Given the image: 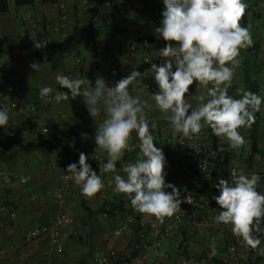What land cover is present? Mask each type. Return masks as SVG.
<instances>
[{
  "label": "crops",
  "instance_id": "1",
  "mask_svg": "<svg viewBox=\"0 0 264 264\" xmlns=\"http://www.w3.org/2000/svg\"><path fill=\"white\" fill-rule=\"evenodd\" d=\"M4 1L7 9L0 11V69L3 80L12 84L25 100L40 104V116L48 122L49 130L43 134L36 128L37 131L31 136L18 130L13 139H7L11 122H22L23 119L14 111L9 112V125L0 127V139L3 140L0 146V172L29 176L24 183L14 179L0 181V205L5 204L15 214V220L11 221L6 213L0 212V223L6 222L3 228L0 227V264H97V259L106 254L109 247L115 248L127 264H154L158 259L164 262V255L172 260L182 257L198 260L208 258L213 242L218 255L207 264H246L235 261L227 252L228 230L221 229V224L214 221L203 223L209 220L206 210H197V224L178 226L170 238L164 239L155 248L153 234L140 225L151 215L133 210L129 197L114 191V185L108 183L113 177L112 173L102 174L105 187L100 192L93 197H85L80 187L69 178L71 173L65 170L69 163H77L79 167V153L84 152L88 157L87 163L99 174V166L94 164L92 156L102 150L96 148L94 134L95 122L99 123L103 115L94 121L79 96L59 103L50 97L45 103L39 96V89L51 86L67 92L68 89L57 84L56 76L65 75L68 70L73 71L71 78L84 76L93 84L98 75L102 76L110 86L133 69L139 71L140 54H127L119 41H138L141 37L152 40L149 20L137 21L126 14L121 0H91L88 5L81 0ZM54 1L63 2L66 6L67 18L63 23L59 20V10ZM243 2L247 4V9L241 25L250 30L253 43L240 52L241 64L236 69L229 95L239 98V89L243 88L264 98V0ZM85 23L91 24L93 30L82 34L74 48L61 52L58 46L66 42L73 27ZM108 34H112V38H108ZM33 41L40 42L44 47L36 49ZM93 44L100 46L104 60L114 56L120 59L117 76L110 75L104 67L93 65L96 57ZM150 55L155 58L152 51ZM76 57L81 59L79 67L74 66ZM32 62L40 64L39 71L30 68ZM143 82H148L149 87L144 88ZM157 90L151 74L147 80L137 78L129 86L133 95H141L153 106L146 108L145 112L150 123L156 124V128L152 129L156 137L155 146L161 148L166 157V182L196 190L199 196H203L206 193L198 191L201 180L183 169L173 156L170 145L163 142L166 138L173 140L175 132L163 114L154 107L151 94ZM203 92L206 89L196 86L194 81L187 94L193 107L198 101L192 97ZM62 114L65 116L62 117ZM257 119L254 151L251 150L250 138L252 126L239 130L249 142L244 148L230 149L226 141L217 137L215 150L233 153L230 168L236 165L237 171L258 173V191L264 192V103ZM202 131L208 135L206 125ZM82 133H87L88 138H83ZM133 139H137L135 131L132 133ZM132 140L130 143L133 145ZM159 144H164V148ZM104 154L106 160L107 153L104 151ZM138 155L137 148L126 152L123 159L117 162V173L125 175L122 172L123 164L134 162ZM165 191L170 192L171 189ZM64 209L71 212L74 222L63 229L61 252L52 248L45 236L24 241L25 235L33 227L52 221ZM122 226L125 229L119 236L108 235L110 230ZM140 229L144 230L143 236H140ZM207 231L214 235L213 240L206 238ZM261 247H264L263 242ZM251 257L264 264V256L258 255L257 251L252 250Z\"/></svg>",
  "mask_w": 264,
  "mask_h": 264
},
{
  "label": "clouds",
  "instance_id": "2",
  "mask_svg": "<svg viewBox=\"0 0 264 264\" xmlns=\"http://www.w3.org/2000/svg\"><path fill=\"white\" fill-rule=\"evenodd\" d=\"M163 5L162 19L155 33L166 44L158 51L162 63H151L150 68L158 88L151 94L154 107L170 123L171 129L183 137L199 136L206 125L230 149L244 148L249 142L239 129L250 128L255 123V113L264 103V98L243 88L239 89V98L229 95L236 69L241 64L240 52L253 43L250 30L241 25L247 4L243 0H163ZM33 45L36 49L44 47L38 41H33ZM30 68L39 71L40 64L32 62ZM148 75L147 71L142 74L133 69L110 86L99 75L93 84L84 76L71 78L58 74L57 84L68 91L44 86L39 89V96L45 103L49 97L59 103L79 96L94 121L103 115L99 123L95 122L94 134L96 148L107 153L106 160L97 159L99 174L87 163L84 152L79 153V167L77 163L67 165L66 172L71 173L69 178L80 187L81 194L95 196L105 187L102 174L112 173L108 183L114 185V191L129 197L133 210L155 216L163 223L165 217L181 211L182 202L192 204V200L190 197L182 200L180 190L166 182V157L155 146L152 129L156 124L150 123L145 112L153 106L141 95L129 91L134 80ZM194 81L196 86L206 89L192 97L198 101L196 107L186 95ZM8 122L9 110L0 109V127H7ZM133 131L139 141V155L134 162L123 164L125 175H121L117 173V162L126 152L134 150L130 143ZM81 135L88 138L87 133ZM201 170L207 171L203 166ZM259 184L258 173L233 170L230 179L218 178L215 184L218 194L212 199L219 208L214 222L230 225L233 236L264 256V247H261L264 192L258 191ZM210 248L208 258L212 259L218 255L215 242Z\"/></svg>",
  "mask_w": 264,
  "mask_h": 264
},
{
  "label": "built area",
  "instance_id": "3",
  "mask_svg": "<svg viewBox=\"0 0 264 264\" xmlns=\"http://www.w3.org/2000/svg\"><path fill=\"white\" fill-rule=\"evenodd\" d=\"M84 5H88L91 0H81ZM123 10L126 14L132 16L137 21L149 20L152 28V37H141L138 41H129L122 39L119 41V45L124 48L127 54H140L141 64L139 67V72L142 74L147 71L149 75L147 77L142 76L141 78L145 81L149 78L151 73V63H162V58L160 57L158 51L163 48L166 42L162 37H159L155 33V28L159 26L162 19L161 12L163 10V0H121ZM54 4L59 10V20L63 23L66 18V6L63 2L54 1ZM108 16H110L108 14ZM108 38H112V34L107 35ZM175 43V42H172ZM94 52L96 57L93 60V65L95 67H104L107 72L112 76L118 75V70L120 68V59L114 56L110 59L104 60L101 57L100 46L94 45ZM150 51L155 54V58H152ZM81 64V59L76 57L74 59V66L79 67ZM66 76L72 77L73 71L68 70L65 74ZM143 87L148 88L149 83L143 82ZM187 95V94H186ZM46 99H50L46 98ZM7 108L10 111H14L23 117L22 122L18 120H13L8 128L7 139L11 140L17 134L18 130L24 135H34L38 128L43 134H46L49 130L48 122L41 118L40 116V104L35 102H29L25 100L22 95L16 90V88L3 80L2 71L0 69V109ZM62 117L65 115L62 114ZM93 125V122L90 121ZM240 130V129H239ZM133 147L139 150L137 139H133ZM163 142L170 145V150L175 157V159L180 163L183 169L189 171L195 177L200 180H211L213 176L212 167L210 164V158L215 156L216 150L209 143V137L204 132L201 131L199 136L193 137H183L182 134L175 133L173 140L164 139ZM3 144V140L0 139V146ZM94 164L99 166L98 158L105 160L104 150L95 153L93 156ZM201 166L207 169V171H202ZM67 170V166H65ZM233 170L237 171L236 165L229 169V177H231V172ZM210 177V178H208ZM18 180L19 182H26L29 176H18L16 174H7L0 172V181H10ZM181 193L180 198L183 200L184 197H190L192 204L187 202H182L180 207L181 211L174 214L172 217H165L163 223L160 222L155 216H149L145 218L141 223V227H145L149 232L153 234V246L158 248L162 241L166 238H170L178 226L181 225H195L196 212L198 209L206 210L209 215V220H204L203 223H209L214 221V217L218 214L219 208L212 196L205 194L199 196L196 190L186 188L182 185L176 186ZM0 212L2 214L6 213L9 220H15L14 212L8 208L5 204L0 205ZM74 222V217L71 212L67 209L60 211V213L50 222L33 227L24 237L25 242H30L36 238L45 236L52 248L57 252L62 251V232L63 229ZM6 222L0 223V227H4ZM125 229L122 226L117 229H112L108 232L110 237H117ZM221 229L229 231V239L226 243L227 252L232 256V258L240 263L246 264H259L252 257V250L248 248L243 241L239 238L233 236L231 232L230 225H224L221 223ZM143 229H140V236H143ZM206 238L213 240L215 237L210 232L205 233ZM234 249V251H233ZM166 260L162 262L161 260H156L154 264H207L210 259L207 257H202L198 260H191L188 257H182L177 260L168 259L167 255H164ZM162 262V263H161ZM97 264H127L124 259H122L117 250L113 247H109L106 254L101 255L97 259Z\"/></svg>",
  "mask_w": 264,
  "mask_h": 264
},
{
  "label": "trees",
  "instance_id": "4",
  "mask_svg": "<svg viewBox=\"0 0 264 264\" xmlns=\"http://www.w3.org/2000/svg\"><path fill=\"white\" fill-rule=\"evenodd\" d=\"M19 3V0H16ZM7 9L6 2L4 0H0V11H4ZM93 27L89 23L79 24L73 27L70 35L68 36L66 42L63 45H59L58 49L61 52L68 51L69 49L74 48L79 42L82 34L85 32H91ZM257 115L258 112L255 113L256 120L255 123L252 124V134H251V150L254 151L256 144V131H257ZM208 137L213 148H217V137L212 135L211 129L208 128ZM159 146L164 148V144H159ZM233 153L229 150H219L216 152L215 156L210 158V164L213 171V176L211 180H201V187L199 188V192L207 193L212 197L217 195V189L215 184L218 183V178H227L229 177V169L232 163ZM264 243V242H263Z\"/></svg>",
  "mask_w": 264,
  "mask_h": 264
},
{
  "label": "rangeland",
  "instance_id": "5",
  "mask_svg": "<svg viewBox=\"0 0 264 264\" xmlns=\"http://www.w3.org/2000/svg\"><path fill=\"white\" fill-rule=\"evenodd\" d=\"M255 1V0H254Z\"/></svg>",
  "mask_w": 264,
  "mask_h": 264
}]
</instances>
